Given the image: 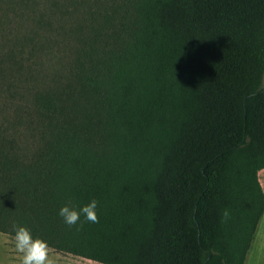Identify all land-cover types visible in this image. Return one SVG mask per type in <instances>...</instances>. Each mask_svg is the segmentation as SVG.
<instances>
[{
    "label": "trees",
    "instance_id": "trees-1",
    "mask_svg": "<svg viewBox=\"0 0 264 264\" xmlns=\"http://www.w3.org/2000/svg\"><path fill=\"white\" fill-rule=\"evenodd\" d=\"M53 7L72 79L35 90L32 157L0 132V233L100 264H243L264 208V0ZM92 200L98 223L59 215Z\"/></svg>",
    "mask_w": 264,
    "mask_h": 264
},
{
    "label": "rangeland",
    "instance_id": "rangeland-1",
    "mask_svg": "<svg viewBox=\"0 0 264 264\" xmlns=\"http://www.w3.org/2000/svg\"><path fill=\"white\" fill-rule=\"evenodd\" d=\"M54 11L53 0H0V132L25 159L38 146L41 117L35 90H60L72 79L65 57L68 44L51 25ZM50 258L56 264H100L51 248ZM21 260L15 239L0 233V264Z\"/></svg>",
    "mask_w": 264,
    "mask_h": 264
},
{
    "label": "clouds",
    "instance_id": "clouds-1",
    "mask_svg": "<svg viewBox=\"0 0 264 264\" xmlns=\"http://www.w3.org/2000/svg\"><path fill=\"white\" fill-rule=\"evenodd\" d=\"M96 208V200H92L79 210L65 205L60 209L59 215L70 227L78 224L82 214L87 221L98 223L99 217ZM227 216L228 212L225 211L224 217L227 218ZM15 247L22 254L21 264H56L55 260L50 258V247L47 241L41 238H33L27 227H15Z\"/></svg>",
    "mask_w": 264,
    "mask_h": 264
},
{
    "label": "crops",
    "instance_id": "crops-1",
    "mask_svg": "<svg viewBox=\"0 0 264 264\" xmlns=\"http://www.w3.org/2000/svg\"><path fill=\"white\" fill-rule=\"evenodd\" d=\"M257 176L264 195V168L260 169L257 172ZM263 259H264V208L261 217L256 225L243 264H258L257 261Z\"/></svg>",
    "mask_w": 264,
    "mask_h": 264
}]
</instances>
